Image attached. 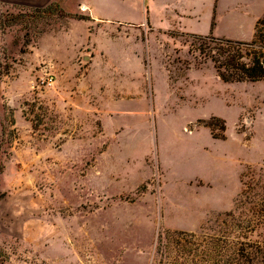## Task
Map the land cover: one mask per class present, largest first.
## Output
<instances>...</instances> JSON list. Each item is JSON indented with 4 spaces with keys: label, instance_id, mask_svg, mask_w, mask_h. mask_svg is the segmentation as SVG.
<instances>
[{
    "label": "rangeland",
    "instance_id": "374dc122",
    "mask_svg": "<svg viewBox=\"0 0 264 264\" xmlns=\"http://www.w3.org/2000/svg\"><path fill=\"white\" fill-rule=\"evenodd\" d=\"M69 15L0 3V264H264V79L223 82L177 34L142 102L105 94L116 72L81 95Z\"/></svg>",
    "mask_w": 264,
    "mask_h": 264
},
{
    "label": "crops",
    "instance_id": "0c3cea01",
    "mask_svg": "<svg viewBox=\"0 0 264 264\" xmlns=\"http://www.w3.org/2000/svg\"><path fill=\"white\" fill-rule=\"evenodd\" d=\"M67 1L0 0V3L41 9L58 4L69 14L88 17L89 20L70 18L59 34L61 42L65 38V50L79 56L75 65L80 76L74 79V92L84 95L88 81L90 94L101 97L102 81L116 72L119 73L116 78L128 83L116 87V91L106 88L105 94L129 104L146 98L144 85L138 83L142 74L138 73L144 70L146 56L156 45H164L172 40L171 35L177 34L248 40L239 36L237 30L248 24L251 35L252 24L264 10L258 16L253 15L264 0H78L72 11L65 6ZM92 25L94 32L89 31Z\"/></svg>",
    "mask_w": 264,
    "mask_h": 264
},
{
    "label": "trees",
    "instance_id": "16d2710c",
    "mask_svg": "<svg viewBox=\"0 0 264 264\" xmlns=\"http://www.w3.org/2000/svg\"><path fill=\"white\" fill-rule=\"evenodd\" d=\"M46 8H32L42 10ZM73 19L89 20L86 16L69 15ZM205 42L201 53L213 64L217 77L223 82H256L264 79V14L256 22L250 41L194 36ZM222 124L219 119H214ZM208 127L213 125L206 123Z\"/></svg>",
    "mask_w": 264,
    "mask_h": 264
},
{
    "label": "built area",
    "instance_id": "2783aa9c",
    "mask_svg": "<svg viewBox=\"0 0 264 264\" xmlns=\"http://www.w3.org/2000/svg\"><path fill=\"white\" fill-rule=\"evenodd\" d=\"M81 10H82V9H81ZM48 84H49V85L52 84V79H51V78L48 79Z\"/></svg>",
    "mask_w": 264,
    "mask_h": 264
}]
</instances>
